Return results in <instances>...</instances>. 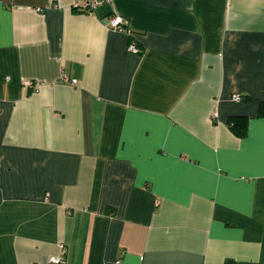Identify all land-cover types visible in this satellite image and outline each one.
I'll return each mask as SVG.
<instances>
[{
    "label": "crops",
    "instance_id": "0c3cea01",
    "mask_svg": "<svg viewBox=\"0 0 264 264\" xmlns=\"http://www.w3.org/2000/svg\"><path fill=\"white\" fill-rule=\"evenodd\" d=\"M75 1L0 0V264H264V0Z\"/></svg>",
    "mask_w": 264,
    "mask_h": 264
},
{
    "label": "built area",
    "instance_id": "2783aa9c",
    "mask_svg": "<svg viewBox=\"0 0 264 264\" xmlns=\"http://www.w3.org/2000/svg\"><path fill=\"white\" fill-rule=\"evenodd\" d=\"M98 2L96 0H76L73 3V6L75 7H80V8H85L88 9V7H93L97 4ZM126 18L120 14H113L108 17L107 19V24L108 26L115 28V29H124L126 28ZM128 49L131 51H137L138 48L135 45V43L131 42L128 45ZM8 77V76H6ZM62 79H66L64 73L61 74ZM77 81L76 78H71L70 82L75 83ZM39 81H34L31 78H23L22 79V84L30 87H35ZM241 94L240 93H234L232 98L234 100H240L241 99ZM48 261L50 264H62L63 263V258L60 255H50L48 258Z\"/></svg>",
    "mask_w": 264,
    "mask_h": 264
},
{
    "label": "trees",
    "instance_id": "16d2710c",
    "mask_svg": "<svg viewBox=\"0 0 264 264\" xmlns=\"http://www.w3.org/2000/svg\"><path fill=\"white\" fill-rule=\"evenodd\" d=\"M262 108H264L263 103H261L260 110ZM229 120H230L229 121L230 126L233 129V131L240 134L245 131V124H246L245 117L236 115V116H232Z\"/></svg>",
    "mask_w": 264,
    "mask_h": 264
}]
</instances>
